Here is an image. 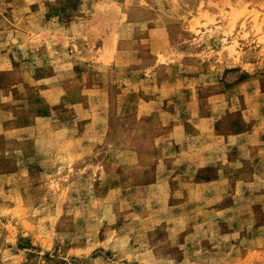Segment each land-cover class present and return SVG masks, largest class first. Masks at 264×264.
Segmentation results:
<instances>
[{
    "label": "rangeland",
    "instance_id": "obj_1",
    "mask_svg": "<svg viewBox=\"0 0 264 264\" xmlns=\"http://www.w3.org/2000/svg\"><path fill=\"white\" fill-rule=\"evenodd\" d=\"M0 264H264V0H0Z\"/></svg>",
    "mask_w": 264,
    "mask_h": 264
}]
</instances>
